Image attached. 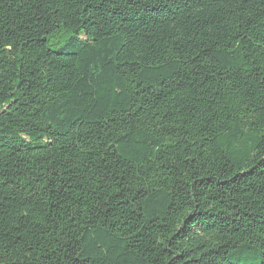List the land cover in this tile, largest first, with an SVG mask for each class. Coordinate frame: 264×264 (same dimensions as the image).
Here are the masks:
<instances>
[{
	"label": "trees",
	"instance_id": "1",
	"mask_svg": "<svg viewBox=\"0 0 264 264\" xmlns=\"http://www.w3.org/2000/svg\"><path fill=\"white\" fill-rule=\"evenodd\" d=\"M0 264H264V0H0Z\"/></svg>",
	"mask_w": 264,
	"mask_h": 264
}]
</instances>
